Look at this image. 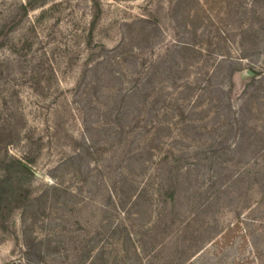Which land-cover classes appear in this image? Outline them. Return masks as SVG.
Listing matches in <instances>:
<instances>
[{"label":"trees","instance_id":"1","mask_svg":"<svg viewBox=\"0 0 264 264\" xmlns=\"http://www.w3.org/2000/svg\"><path fill=\"white\" fill-rule=\"evenodd\" d=\"M185 3L177 0L171 8L175 36L164 48L159 49L161 28L152 17L137 18L138 40L126 24L117 45L90 48L83 75L82 94L89 103L81 109L84 147L63 161L81 176L76 190L83 191V204L59 206L62 214L49 219L41 236L24 223L22 243L17 238L8 264H192L204 250H196L194 222L204 225L209 219L205 228L213 229L223 205L240 217L264 219V62L249 58L250 52L264 57V11L229 12L233 23L224 34L212 22L210 34L200 35L209 37L206 49L196 25L189 21L182 27ZM234 24L239 41L246 42L236 53L227 46ZM48 61L44 53L35 65L29 61L22 68L40 98L56 80ZM244 69L252 79L233 98V77ZM94 126L114 152L85 173L82 165L99 158L88 137ZM30 156L20 163L33 175ZM98 191L106 194L102 207L110 216L83 224L80 214ZM11 195L17 204L10 212L21 208L31 190L17 188L4 174L0 217ZM249 236L253 264H264V226L249 228Z\"/></svg>","mask_w":264,"mask_h":264},{"label":"rangeland","instance_id":"2","mask_svg":"<svg viewBox=\"0 0 264 264\" xmlns=\"http://www.w3.org/2000/svg\"><path fill=\"white\" fill-rule=\"evenodd\" d=\"M175 1L0 0V179L9 174L17 188L29 187L31 190L21 208L9 211L17 204L16 195L10 196L11 205L6 201L1 206L0 264H8L13 258L17 238L22 243L24 223L30 227L31 234L41 236L46 232L49 219L55 213L62 214L59 206L69 202L82 203L84 193L76 190L82 187L81 176L76 175L77 169L63 166V161L84 147L81 109L89 103L82 94L83 75L90 48H96L99 43L107 47L117 45L126 24L130 25V36L138 40L139 25L135 23L137 18L145 17L157 20L155 22L161 28L159 49L164 48L175 36L171 18ZM243 8L264 11V5H255L252 0H186L180 20L182 27L189 21L192 26L196 25L198 39L209 49V37L202 39L200 35L210 34L207 29L212 22L219 32L227 31L226 27L233 23L229 12L234 14ZM230 29L227 46L236 53L246 46V42L239 41L235 24ZM140 37L144 38V35ZM192 38L194 40V30ZM28 44L30 49L25 48ZM44 53L49 59L46 67L53 68L56 80L47 89L48 96L40 98L33 90L32 81L25 76L30 73H24L22 68L30 64L29 61L35 65ZM261 53L250 52V60L264 62ZM251 79L249 69L235 73L233 98L241 94ZM90 133L88 137L94 144L92 150L99 158L96 162L92 160V165L90 162L82 165L80 171L85 173L96 169L101 156L104 158L114 152L111 146L105 145L102 139L105 134L100 128L94 126ZM26 154L31 155L34 162L31 165L33 175L22 169L20 159ZM143 156L150 158L152 154ZM70 192L75 194L72 196ZM105 195L98 191L86 201L88 206L80 214L83 224H93L110 216L102 207L106 202ZM43 208L45 213H42ZM236 213L223 205L217 213L218 224H212L210 230L205 228L209 219L204 225L200 221L194 222L195 241L199 242L196 250H204L192 264H253V251L247 240L251 239L249 228L261 229L264 219L259 217L256 222ZM72 220L76 222L74 217Z\"/></svg>","mask_w":264,"mask_h":264}]
</instances>
